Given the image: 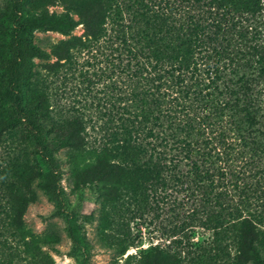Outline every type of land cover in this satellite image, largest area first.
Listing matches in <instances>:
<instances>
[{
    "label": "trees",
    "instance_id": "1",
    "mask_svg": "<svg viewBox=\"0 0 264 264\" xmlns=\"http://www.w3.org/2000/svg\"><path fill=\"white\" fill-rule=\"evenodd\" d=\"M60 1L65 12L47 19L12 0L0 26V105L14 109L0 112V149L30 140L34 159L20 165L19 155L5 156L8 149L0 156L4 223L22 251L38 256V235L23 218L35 200L33 181L41 177L49 198L67 204L56 152L68 148L77 195L70 216L93 195L109 204L129 200L141 213L153 201L172 210L191 202L184 220L233 234L238 262L264 264L257 245L264 220V0ZM79 24L81 35L50 52L33 41L35 30L69 35ZM80 48L91 53L85 72L104 82L107 120L95 125L77 114L57 124L49 95L29 92L35 59L55 58L47 64L57 68ZM90 126L99 133L94 140ZM137 264L182 263L153 247Z\"/></svg>",
    "mask_w": 264,
    "mask_h": 264
},
{
    "label": "rangeland",
    "instance_id": "2",
    "mask_svg": "<svg viewBox=\"0 0 264 264\" xmlns=\"http://www.w3.org/2000/svg\"><path fill=\"white\" fill-rule=\"evenodd\" d=\"M11 2L0 0V9L4 14L0 26L7 22ZM61 2L24 0L27 14L43 12L47 19L53 13L65 12ZM73 16L78 19L76 15ZM83 32V24H79L69 35L55 29L41 28L33 32V41L50 52L57 42ZM74 54L76 57L72 62L57 68L47 64L54 63L55 58L35 59L33 83L29 92L34 97L43 92L49 95L51 118L57 124H63L77 114L85 116L95 125L101 124L107 120L100 106L105 95L104 82L99 80V75L85 72L89 67L87 60L91 59L88 50L80 48L74 50ZM101 64L98 62L97 65ZM95 72H99L98 68ZM2 76L0 67V78ZM13 110L8 103L0 105V112L5 114H12ZM89 133L92 140L99 134L97 128L91 126ZM12 140L8 139L4 144L10 145ZM31 142L27 140L26 143H20L15 150L0 149V156L8 149L5 156L19 155L18 164L34 162L30 152ZM69 153L68 148L56 152V157L61 161V184L67 198L66 206L49 198L40 187L41 177L32 183L35 200L28 204L23 218L38 235L37 242L33 244L38 254L35 260L27 257L22 245L17 243V237L4 223L6 214L2 207L6 200L0 199V264H137L153 247L163 248L176 255L182 264H244L238 262L236 257L233 234L227 232L216 235L213 230L198 226L192 220L189 222V218L184 220L183 213L194 207L191 202L187 204L188 207L172 210L168 204L160 202L158 205L153 201L142 205L141 213L129 200L126 203L109 204L93 195L85 200L77 214L70 216L69 211L76 205L77 195L70 178ZM16 181H19L18 178ZM174 194L183 197L181 193ZM176 212H180V215L173 214ZM257 245L264 257V220L259 223Z\"/></svg>",
    "mask_w": 264,
    "mask_h": 264
}]
</instances>
